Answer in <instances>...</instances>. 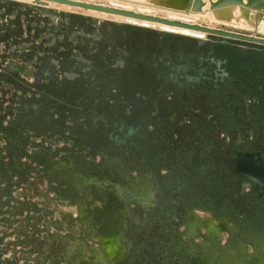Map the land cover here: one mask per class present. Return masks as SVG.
<instances>
[{
  "label": "flooded vegetation",
  "instance_id": "af4514ba",
  "mask_svg": "<svg viewBox=\"0 0 264 264\" xmlns=\"http://www.w3.org/2000/svg\"><path fill=\"white\" fill-rule=\"evenodd\" d=\"M105 20L62 25L52 46L46 29H20L17 17L0 29L10 59L19 42L44 52L28 70L33 81L0 68V204L12 217L32 212L10 221L14 261L264 264V202L233 161L236 151L264 159V34L214 29L224 34L202 37ZM88 195L103 204L67 214V202Z\"/></svg>",
  "mask_w": 264,
  "mask_h": 264
},
{
  "label": "water",
  "instance_id": "95a60500",
  "mask_svg": "<svg viewBox=\"0 0 264 264\" xmlns=\"http://www.w3.org/2000/svg\"><path fill=\"white\" fill-rule=\"evenodd\" d=\"M46 2H54V3H60L64 5H70L73 7H82L84 9H90V10H96V11H101V12H106V13H118V14H123V15H132L134 17L138 18H148V19H154L157 21H163V22H168V23H173L176 25H186V26H191L195 29H200L203 31H208V32H214V33H222L224 32L214 30L215 28H210L207 26H202V25H189L185 23H181L178 21H171L168 19L164 18H159V17H152V16H146V15H141L138 13H134L131 11H124L121 9H115L113 7H108L104 5H98L90 2H84V1H79V0H45ZM43 2V0H34L33 2L29 3L28 5V10H23V9H18L16 5L21 4V1L17 0H0V19H2V22H0V29H8V26L5 25L6 21L11 20L12 17H17L19 20V25L20 29H23V25L19 19V14H21V17H23L26 25V29H46V41H48L51 46L53 44V40L50 39L53 37L54 30L55 29H60L62 25H69L73 23L74 21L76 23L80 22L81 24H84L86 26L91 27H98L100 25L101 20H97L94 17H90L89 15H84L82 13H76V12H69L67 10L63 9H56V8H51L49 7L46 3ZM11 5L12 8L10 10H7L5 8L6 6ZM20 12V13H19ZM14 15V16H13ZM58 17H61L59 19H56ZM104 21H106L104 19ZM114 24L117 25H123L119 24L118 22L112 21ZM126 25V24H124ZM129 25V24H127ZM130 25L133 26H140V27H149V26H144V25H139V24H133L130 23ZM152 28V27H150ZM155 29V28H153ZM95 34L97 35L99 31L95 29ZM171 33V31L169 32ZM226 34V33H225ZM82 36H85L86 33H82ZM232 35V34H230ZM236 37H241L244 38V36L241 35H234ZM50 37V38H49ZM78 37V31L73 30L72 31V36L70 39L72 40L73 43L77 42ZM60 38H64V36H60ZM39 42L41 41L40 38ZM254 39V38H251ZM37 40V39H36ZM256 40V39H255ZM36 42V41H35ZM40 43H36L33 49L31 48V51L26 52L24 51L28 47H21L17 48L16 52L14 54V58L10 59V55L8 52V47L6 48L3 47L1 52H0V59L2 60V64L6 62V60H9L8 62L11 63L12 65L10 66H3L1 65L0 68L4 70V72L11 73L12 69L18 70L19 73V78L22 79L21 75L26 77L28 75V66H32L33 69L37 66L36 63L31 62L33 60V53L36 50H41L39 48ZM20 50V51H18ZM65 50V49H64ZM64 50H61V52ZM42 57L39 58L38 64L40 63V60ZM78 60H86L81 54L77 55ZM16 60H21L24 64L20 67L15 65ZM31 60V61H30ZM17 85L20 86L21 84L17 82ZM215 96V95H211ZM212 99H214L212 97ZM218 111V110H216ZM217 114V112H216ZM219 117L218 119H227L229 120H234L233 116L234 114L227 113L225 111L219 110L218 111ZM231 127L235 129V126L232 124ZM233 161L235 164L234 167V174L241 178V177H246L248 178L253 184H254V192L256 193V196L259 198L263 199L264 202V159L261 158L259 153H250V152H245L243 155H240L239 152L234 153Z\"/></svg>",
  "mask_w": 264,
  "mask_h": 264
},
{
  "label": "bare ground",
  "instance_id": "6f19581e",
  "mask_svg": "<svg viewBox=\"0 0 264 264\" xmlns=\"http://www.w3.org/2000/svg\"><path fill=\"white\" fill-rule=\"evenodd\" d=\"M17 1H19V0H17ZM112 1L113 2L115 1L117 3L121 2V0L120 1L119 0H112ZM148 1H149V3H151L149 6L152 7L154 11H155V9H157V10L162 9V11L164 9V10H166L165 13L167 12V10L171 11V12H178V13L183 14L186 17V19L187 18H193L195 21H197L203 15H206L210 21L209 24H212V27H210V28H214V26H226V27H230L231 29H233V28L257 29V31L259 29V31H264L263 30L264 29V0H206V3H205V0H133V1L128 0L127 2L122 0L121 4L122 5L125 4L127 6L130 5V7H132L133 4H131V3H134V4L136 3V4H140L141 6L142 5L146 6L148 9L149 6L146 5ZM21 2H26V1H21ZM43 2H46V1L43 0ZM84 2H86V1H84ZM28 3H30V2H28ZM98 5H100V4H98ZM130 7H128V8H130ZM133 7H134V5H133ZM135 8H138V5H137V7L135 6ZM140 10H142V9H140ZM144 10H146V9H144ZM127 11H130V10H127ZM159 11H161V10H159ZM134 13H138V12H134ZM116 14H118V13H116ZM155 14H157V13H155ZM174 14L177 16V13H174ZM170 15H173V13H169V16ZM120 16H121V14H120ZM130 16H132V15H130ZM184 16L182 19H184ZM172 18L173 17H171V18L166 17L165 19L171 20ZM176 18L178 19V17H176ZM128 19L133 21L135 18L128 17ZM257 19H261V23H258ZM140 20H141V18H140ZM147 22H149V21H147ZM142 23H143V21H142ZM151 23H152L151 25L155 24V22H151ZM133 24H138V23H133ZM166 24L167 25H165V26L161 25L162 28L173 27L174 30H175V28H179V27L174 26V25L168 26V23H166ZM139 25H141V24H139ZM189 25H191V24H189ZM192 25H200V24H192ZM245 25H247L249 27H247ZM144 26H146V25H144ZM148 26H149V23H148ZM184 26H186V25H184ZM149 27H151V26H149ZM187 27H191V26H187ZM182 29H185V28H182ZM171 30H170L171 32H174L173 29H171ZM179 30H181V29H179ZM187 30H188V28H187ZM165 31H169V30H165ZM197 32L200 34L202 33V31H200V29ZM189 34H186V35H189ZM191 34H193V32ZM195 220H197V219H195ZM97 255H99V254H97ZM102 258H103V256H102Z\"/></svg>",
  "mask_w": 264,
  "mask_h": 264
},
{
  "label": "rangeland",
  "instance_id": "374dc122",
  "mask_svg": "<svg viewBox=\"0 0 264 264\" xmlns=\"http://www.w3.org/2000/svg\"><path fill=\"white\" fill-rule=\"evenodd\" d=\"M19 1H26V2H22L21 4H19V5H16L17 7H18V9H23V10H28L29 8H28V5H29V3L28 2H33L34 0H19ZM80 1H86V2H90V3H94V4H100V5H104V6H108V7H113V8H116V9H122V10H124V11H127V10H130L131 12H138V14H141V15H146V16H152V17H159V18H171V17H173L172 19H171V21H178V22H181V23H186V24H200V25H202V26H207V27H212V24H209L210 23V21H209V19L207 18V16L206 15H203L199 20H197V21H195L193 18H187L186 19V17L183 15V14H181V13H178V12H171V11H168L167 10V12L165 13V11L166 10H164L163 9V11H162V9H155V11L153 10V8L152 7H150L149 5L151 4V3H149V1L147 2V4L146 5H148L149 6V10L147 9V7L146 6H144V5H140V4H134V3H131V4H133L134 5V7H133V5H132V7H130V5H125L124 3V5H122L121 4V2H122V0H121V2L120 3H117V2H113L112 0H80ZM120 1V0H119ZM123 1H128V0H123ZM133 1V0H132ZM48 4V6L49 7H51V8H56V9H63V10H67V11H69V12H76V13H82V14H84V15H89L90 17H94L95 19H97V20H102V19H110L111 21H115V22H118L119 24H129L130 25V23L132 22V23H138V24H141V25H146V26H148V23H149V26H151V27H155V29H157L158 28V30H171V29H173V31L174 32H178L179 31V33H184V34H189V35H195V36H205V32L203 31V30H200V31H202V35L200 34V33H198L197 31H199V29H194V28H192V27H187V26H184V25H176V24H173V23H168V22H163V21H157V20H153V19H147V18H141V20H140V18H137V17H133V16H130V15H122L121 14V16H120V14H116V13H106V12H101V11H96V10H90V9H84V8H82V7H73V6H70V5H64V4H60V3H54V2H47ZM205 3H206V0H205ZM130 4V3H129ZM137 5H138V8H135V6L137 7ZM126 6V7H125ZM141 6V7H140ZM128 7H130V8H128ZM144 7V8H143ZM152 8V9H151ZM140 9H142V10H140ZM144 9H146V10H144ZM148 10V11H147ZM153 10V11H152ZM159 10H161V11H159ZM2 10H0V12H1ZM144 11V12H143ZM147 11V12H146ZM141 12V13H140ZM164 12V13H163ZM20 13V12H19ZM147 13V14H146ZM155 13H157V14H155ZM169 13H173V15H170L169 16ZM174 13H177V16L174 14ZM20 16H19V19H20V21H21V23L24 21V19L21 17V14H19ZM180 15V16H179ZM184 16V19H182L183 18V16ZM14 16V15H13ZM125 16V17H124ZM128 17H132V18H135L133 21H131L130 19H128ZM176 17H178V19L176 18ZM1 18V17H0ZM59 18H61V17H58V18H56V19H59ZM124 18V19H123ZM180 18V19H179ZM145 19V20H144ZM149 21V22H147V21ZM184 22H183V21ZM191 20V21H190ZM202 20V21H201ZM258 20V23H261V19H257ZM142 21H143V23H142ZM145 21V22H144ZM0 22H2V19H0ZM151 22H155V24H153V25H151L152 23ZM157 22V23H156ZM163 23V24H162ZM166 23H168V26L170 25H174V26H177V27H179V28H175V30H174V28L173 27H164V28H162V26L161 25H163V26H165V25H167ZM156 25V26H155ZM211 25V26H210ZM245 26H247V25H245ZM247 27H249V26H247ZM171 28V29H170ZM182 28H185V29H182ZM187 28H188V30H187ZM214 28L215 29H231L230 27H226V26H214ZM179 29H181V30H179ZM194 29V30H193ZM234 30H239V31H248V32H253L252 34H256V33H260V34H264V31H259V29H258V31H257V29H237V28H233ZM196 30V31H195ZM264 30V29H263ZM172 31V30H171ZM190 31V32H189ZM195 31V32H194ZM189 32V33H188ZM193 32V34H191ZM202 36V37H203ZM37 42H39V39L37 38V40H36ZM5 195V194H4ZM4 195H2V196H4ZM0 201H1V196H0ZM1 206H0V214H5V213H7L8 214V211L10 210L9 209V205L7 204V203H5V202H3L2 204H0ZM1 208H5V210L3 211ZM10 215V214H9ZM11 216V215H10ZM1 217V216H0ZM5 222H3V219H1L0 218V228L1 227H4V228H8V236H6V233L5 234H3V236H4V238H7V239H9V242H7V243H4V244H2L1 243V239H2V236H1V234L3 233L2 231H1V229H0V244H2L1 246H0V250H1V252H0V261H2V264H26V263H24L25 261L24 260H22V259H19L18 260V262H15L14 260H16V258H19L20 257V255H18L19 253H16L15 254V256H14V254H13V251H12V247H16V246H14L15 244H14V241H15V239H16V237H15V235H14V225L13 224H11V225H8V227H6V225H1V224H4ZM21 240V239H20ZM2 247V248H1ZM3 248H6V250H4L3 251ZM16 249H20V248H16ZM12 260V261H11Z\"/></svg>",
  "mask_w": 264,
  "mask_h": 264
},
{
  "label": "crops",
  "instance_id": "0c3cea01",
  "mask_svg": "<svg viewBox=\"0 0 264 264\" xmlns=\"http://www.w3.org/2000/svg\"><path fill=\"white\" fill-rule=\"evenodd\" d=\"M23 18V17H22ZM22 25H23V29H26V25H25V21H23L22 22ZM25 34H26V31L25 32H23V35L25 36ZM30 43H24V42H19V44H18V46H17V48H21V47H28V48H26L24 51H26V52H29V51H31V48L33 49V46L31 47V48H29L30 47ZM2 48H3V44H0V52H1V50H2ZM18 51H20V50H18ZM43 54H44V52L43 51H41V50H36V51H34V53H33V60L31 61V62H33V63H36V64H38V60H39V58L40 57H42L43 56ZM15 65L16 66H18V67H21L24 63L23 62H21V60H16L15 62ZM54 63L56 64V66L58 67V61L55 59L54 60ZM28 69H33V67L32 66H28ZM45 75H47V70L45 71H42ZM26 79L28 80V81H33L34 80V77H33V75L32 74H28L27 76H26ZM43 81H45V79L43 80ZM33 89V88H32ZM28 95H31V92L30 93H28ZM37 96H39L40 95V93H37L36 94ZM74 105L76 106V107H80V106H83V100L82 99H78V98H75V100H74ZM32 107L33 108H36L35 110H37V108H38V105L37 104H32ZM28 109H30V107H28ZM32 109V108H31ZM53 110H52V112L50 113V116L52 117V118H54V119H56V118H58V116H59V113L57 112V110H55L54 108H52ZM32 113H34L35 114V112L33 111V109H32V111H31ZM78 118L79 119H81L82 118V115L80 114L79 116H78ZM67 123H69V121L67 120L66 121ZM24 159V158H23ZM3 160L7 163L6 165H8L7 166V169H9V170H7V173H8V175L10 174H12V176H13V174L14 173H16L17 172V169L13 166V164H14V162L12 161V159H11V157H9V154H5V156L3 155ZM25 161V160H24ZM23 160H22V162H24ZM33 161V160H32ZM37 163V162H36ZM55 166V165H54ZM53 171V170H52ZM74 176H73V178H74V180L75 181H78L79 179H77L78 178V173L77 172H74V174H73ZM2 179L0 178V181H1ZM53 181V180H52ZM0 185L3 187V186H5V181L4 182H0ZM14 193H16V194H18V196H20V198H21V200H23V201H34V202H36V201H38V199H41V198H39L36 194H33V193H31V192H27V193H25V194H21L20 193V191H14ZM51 194V193H50ZM52 195V194H51ZM87 199H92V198H90L89 197V195L87 196V198L85 199H83V201L82 202H76V205H71L69 202H67L66 203V205H64V208H65V210H66V212H68L67 214H72V215H76V213H77V211H78V207L79 206H88V205H86L89 201H95L99 206H101L102 204H103V200H100V199H95V200H87ZM80 203V204H79ZM3 211L5 210V208H1ZM20 212L18 213V214H16V217H12V213L10 212V213H5V214H0V218L1 219H3V222H5L4 224H1V225H6V227H8V225H11V223H10V221L13 219H23L24 217L26 218L28 215H32V212L31 211H28L27 209L25 210H19ZM11 216H10V215ZM58 215V214H57ZM56 215V216H57ZM58 216H60V215H58ZM55 217V216H54ZM69 217H70V215H69ZM100 225H98V227H99ZM1 229V231L3 232H5V231H8V228H4V227H1L0 228ZM102 256H103V258H102ZM116 256H115V254L114 255H110V257L109 256H107V255H100V257H99V259L101 260V261H103V262H105L106 261V258H115Z\"/></svg>",
  "mask_w": 264,
  "mask_h": 264
}]
</instances>
